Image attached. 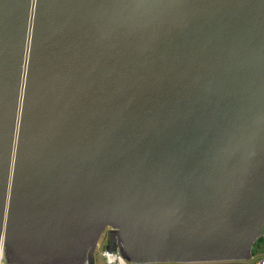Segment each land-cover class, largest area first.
Returning <instances> with one entry per match:
<instances>
[{"label": "water", "instance_id": "95a60500", "mask_svg": "<svg viewBox=\"0 0 264 264\" xmlns=\"http://www.w3.org/2000/svg\"><path fill=\"white\" fill-rule=\"evenodd\" d=\"M248 260L264 234V0H0L9 264Z\"/></svg>", "mask_w": 264, "mask_h": 264}, {"label": "rangeland", "instance_id": "374dc122", "mask_svg": "<svg viewBox=\"0 0 264 264\" xmlns=\"http://www.w3.org/2000/svg\"><path fill=\"white\" fill-rule=\"evenodd\" d=\"M109 242V233L105 231L103 236L101 237L96 253H95V260L96 264H104L105 260L102 256V251L106 248V245ZM264 258V235L261 236L255 243H254V251L253 255L248 260H228V261H218V262H202V263H134L129 262V264H252L255 261ZM9 264V263H8Z\"/></svg>", "mask_w": 264, "mask_h": 264}, {"label": "built area", "instance_id": "2783aa9c", "mask_svg": "<svg viewBox=\"0 0 264 264\" xmlns=\"http://www.w3.org/2000/svg\"><path fill=\"white\" fill-rule=\"evenodd\" d=\"M101 254L105 260L104 264H129V262H131L123 256L119 248L115 252L109 251L107 248H105ZM0 264H8L5 253V246L3 245V243L0 244ZM84 264H88V263L86 262ZM95 264H96V260H95ZM252 264H264V258H261Z\"/></svg>", "mask_w": 264, "mask_h": 264}, {"label": "flooded vegetation", "instance_id": "af4514ba", "mask_svg": "<svg viewBox=\"0 0 264 264\" xmlns=\"http://www.w3.org/2000/svg\"><path fill=\"white\" fill-rule=\"evenodd\" d=\"M105 231H108L109 236H110V228L105 229ZM105 231L103 232V234L105 233ZM103 234H102V236H103ZM102 236H101V237H102Z\"/></svg>", "mask_w": 264, "mask_h": 264}]
</instances>
